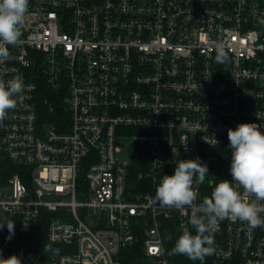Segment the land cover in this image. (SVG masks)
Here are the masks:
<instances>
[{"label":"built area","instance_id":"2783aa9c","mask_svg":"<svg viewBox=\"0 0 264 264\" xmlns=\"http://www.w3.org/2000/svg\"><path fill=\"white\" fill-rule=\"evenodd\" d=\"M28 8L21 43L0 66L5 80L25 84L0 123V211L21 234L50 214V248L22 264H121V250L139 240L134 264H170L164 232L194 231L192 210L154 202L160 179L199 157L209 176L198 205L222 180L220 160L232 180L227 130L264 131V0H29ZM217 42L228 54L222 64ZM42 86L60 96V129L43 120ZM181 120L189 127L179 130ZM214 239L216 264H264V228L225 219Z\"/></svg>","mask_w":264,"mask_h":264},{"label":"clouds","instance_id":"9594fccd","mask_svg":"<svg viewBox=\"0 0 264 264\" xmlns=\"http://www.w3.org/2000/svg\"><path fill=\"white\" fill-rule=\"evenodd\" d=\"M28 6L29 0H0V66L13 58L10 46L21 43ZM259 23L264 25V19ZM215 51L217 63L228 60L223 42L215 44ZM24 88L20 76L5 80L0 74V123L7 118L8 111L17 107L18 100H22ZM188 127L181 120L179 130ZM227 135L232 180H220L210 197H203L200 204L195 203L198 186L205 181L209 169L199 157L178 160L174 174H164L159 181L154 202L162 208H175L185 213L192 210L189 222L195 230L193 234L189 229H183L169 255H183L203 264L205 257L216 252L214 235L225 219H238L250 229L264 228V131L257 123H240L235 129L229 128ZM5 225L9 233L7 239L11 240L15 222L7 217L0 218V230ZM0 264H22L21 255L14 254L5 259L0 252Z\"/></svg>","mask_w":264,"mask_h":264},{"label":"trees","instance_id":"16d2710c","mask_svg":"<svg viewBox=\"0 0 264 264\" xmlns=\"http://www.w3.org/2000/svg\"><path fill=\"white\" fill-rule=\"evenodd\" d=\"M44 99L47 102H44ZM49 104L53 105V109H49ZM40 111L42 112L43 120L46 122L54 123L59 129L61 128L62 119H66V113L62 109L60 103V96H53L52 91L42 86L40 92ZM12 170V167L7 166L4 168L6 174ZM218 180L224 179V169L222 167V160L218 162ZM50 214L43 213L42 220L36 222L32 230L28 234H21L18 232L15 223V234L12 236L11 240L7 239L9 233L7 226L0 230V252L6 254H18L22 258L27 257L32 252L46 253L50 248V245L46 240V225L48 217ZM5 216L0 211V218ZM11 220V219H10ZM15 222L14 220H11ZM195 234V230L192 231ZM215 236V235H214ZM170 237V239L168 238ZM179 237V232L175 227L167 226L164 232V242L166 249L168 250V257L170 259V264H198L197 261H191L183 255H169L170 250L175 244V240ZM140 245L141 240L133 245L123 248L120 252L121 264H134V262L140 258ZM208 264H216L217 260L211 255L208 256Z\"/></svg>","mask_w":264,"mask_h":264},{"label":"water","instance_id":"95a60500","mask_svg":"<svg viewBox=\"0 0 264 264\" xmlns=\"http://www.w3.org/2000/svg\"><path fill=\"white\" fill-rule=\"evenodd\" d=\"M206 176H209V175L206 173Z\"/></svg>","mask_w":264,"mask_h":264}]
</instances>
